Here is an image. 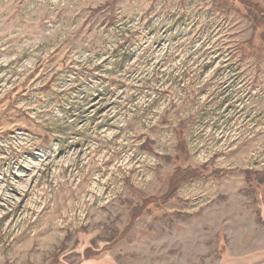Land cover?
Masks as SVG:
<instances>
[{
	"label": "rangeland",
	"instance_id": "1",
	"mask_svg": "<svg viewBox=\"0 0 264 264\" xmlns=\"http://www.w3.org/2000/svg\"><path fill=\"white\" fill-rule=\"evenodd\" d=\"M212 2L0 0V264H264V27Z\"/></svg>",
	"mask_w": 264,
	"mask_h": 264
},
{
	"label": "trees",
	"instance_id": "2",
	"mask_svg": "<svg viewBox=\"0 0 264 264\" xmlns=\"http://www.w3.org/2000/svg\"><path fill=\"white\" fill-rule=\"evenodd\" d=\"M242 6H244L249 12H251L254 16V26L255 27H264V8L261 7L260 4L256 2H252V0H237ZM213 8L218 9L220 12H227V10L230 8L229 0H213L212 2ZM247 48H253L252 45L247 41L246 42ZM256 52V57L258 58L260 55L258 54L259 51ZM264 57V55H262ZM171 126L174 125V123L170 124ZM174 132L177 133V137L179 139V143L185 145V139L184 133L186 131V127L179 122L177 125L173 127ZM203 167H209L210 173L213 177L219 178L222 176V174L226 171L220 168H215L213 166V159H209L205 164H203ZM203 173L201 172V169L199 167L191 166V165H184L179 166L177 165L174 169L172 174L170 175V178L168 180V186L166 192L161 195V197H158V199H154L151 197H144L141 199L139 203L135 202L133 203L131 200L125 201L126 208L129 211L130 219L131 221L136 219L140 214L141 211L144 210V208L153 203H156L157 200H169L174 197V194L176 193V190L186 181L197 179V178H203ZM160 198V199H159Z\"/></svg>",
	"mask_w": 264,
	"mask_h": 264
}]
</instances>
